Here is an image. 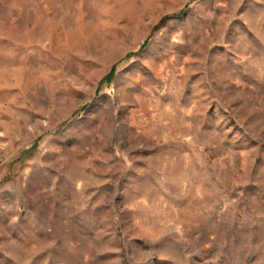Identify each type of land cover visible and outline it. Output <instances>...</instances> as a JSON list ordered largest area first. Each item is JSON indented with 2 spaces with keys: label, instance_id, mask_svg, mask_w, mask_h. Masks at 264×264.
<instances>
[{
  "label": "rangeland",
  "instance_id": "1",
  "mask_svg": "<svg viewBox=\"0 0 264 264\" xmlns=\"http://www.w3.org/2000/svg\"><path fill=\"white\" fill-rule=\"evenodd\" d=\"M0 264H264V0H0Z\"/></svg>",
  "mask_w": 264,
  "mask_h": 264
},
{
  "label": "trees",
  "instance_id": "2",
  "mask_svg": "<svg viewBox=\"0 0 264 264\" xmlns=\"http://www.w3.org/2000/svg\"><path fill=\"white\" fill-rule=\"evenodd\" d=\"M147 44V39L144 41L142 47H144ZM115 72V67L113 66L111 70L108 72V74L105 76L106 81H111ZM31 151V148L26 149L25 153H29Z\"/></svg>",
  "mask_w": 264,
  "mask_h": 264
}]
</instances>
